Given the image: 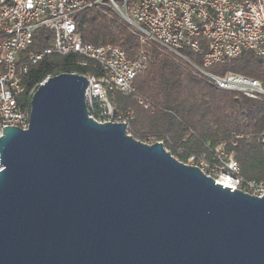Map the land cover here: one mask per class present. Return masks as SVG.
Listing matches in <instances>:
<instances>
[{
    "label": "water",
    "instance_id": "water-1",
    "mask_svg": "<svg viewBox=\"0 0 264 264\" xmlns=\"http://www.w3.org/2000/svg\"><path fill=\"white\" fill-rule=\"evenodd\" d=\"M87 84L47 75L2 127L0 264H264V194L96 120Z\"/></svg>",
    "mask_w": 264,
    "mask_h": 264
},
{
    "label": "built area",
    "instance_id": "built-area-1",
    "mask_svg": "<svg viewBox=\"0 0 264 264\" xmlns=\"http://www.w3.org/2000/svg\"><path fill=\"white\" fill-rule=\"evenodd\" d=\"M89 7L96 8L113 23L124 24L139 38L142 46L137 56L129 57L113 43L82 39L75 15ZM39 27L52 29V44L40 51H28L22 57V50L32 43ZM147 46L169 54L216 88L264 101V85L259 78L234 71L219 74L209 69L249 49L264 66V0H0V135L6 125L27 127L31 96L46 77L28 90L26 103L22 104L19 95L24 90L23 73L44 54L52 52L80 56L75 63L87 68L79 73L88 79L89 115L99 121H121L130 133L133 109L116 111L109 91L132 93L144 108L154 110L153 103L137 93L133 82L146 66ZM186 51L198 55L200 62ZM241 135L234 133L232 144ZM259 137L264 142V131ZM154 141L163 139L147 136L146 142ZM187 162L224 185L259 196L264 194V177H245L234 151L227 150L226 140L208 153H190Z\"/></svg>",
    "mask_w": 264,
    "mask_h": 264
},
{
    "label": "trees",
    "instance_id": "trees-1",
    "mask_svg": "<svg viewBox=\"0 0 264 264\" xmlns=\"http://www.w3.org/2000/svg\"><path fill=\"white\" fill-rule=\"evenodd\" d=\"M75 19L86 42L116 44L129 57L137 56L142 46L139 38L124 24L109 21L94 7L78 11ZM53 38L52 29L37 28L32 43L22 50L21 56L50 46ZM147 49L146 66L133 82L137 93L150 100L154 110L144 108L132 93L109 91L116 111L127 107L133 109L129 132L145 142L148 133L155 140L163 139L165 147L184 162L190 153H208L210 148L226 140L227 150L234 151L245 177H264V142L259 137L264 131V101L216 88L169 54L153 46H147ZM186 52L194 61L200 62L198 55ZM79 57L78 54L52 52L29 65L21 81L24 90L19 95L20 103H26V93L33 85L57 70L86 72L87 68L75 63ZM209 69L219 74L226 71L244 73L259 78L264 85V66L250 49L215 63ZM234 133L242 134L236 144H232Z\"/></svg>",
    "mask_w": 264,
    "mask_h": 264
},
{
    "label": "rangeland",
    "instance_id": "rangeland-1",
    "mask_svg": "<svg viewBox=\"0 0 264 264\" xmlns=\"http://www.w3.org/2000/svg\"><path fill=\"white\" fill-rule=\"evenodd\" d=\"M56 72H59V70H57V71H55L54 73H56ZM148 135H151L150 133H148L146 136H148ZM169 139V138H168ZM165 146V145H164ZM174 155V154H173ZM188 163V162H187Z\"/></svg>",
    "mask_w": 264,
    "mask_h": 264
}]
</instances>
